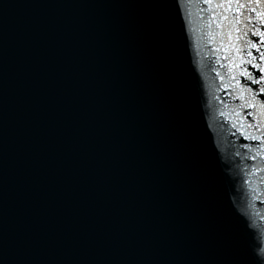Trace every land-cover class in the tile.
<instances>
[{
	"label": "snow or ice",
	"instance_id": "snow-or-ice-1",
	"mask_svg": "<svg viewBox=\"0 0 264 264\" xmlns=\"http://www.w3.org/2000/svg\"><path fill=\"white\" fill-rule=\"evenodd\" d=\"M260 79H264V77H261ZM261 92H264V89H261Z\"/></svg>",
	"mask_w": 264,
	"mask_h": 264
}]
</instances>
